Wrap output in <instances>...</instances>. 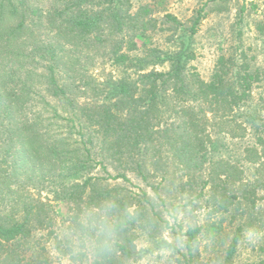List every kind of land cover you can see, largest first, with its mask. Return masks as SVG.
<instances>
[{"label": "trees", "instance_id": "trees-1", "mask_svg": "<svg viewBox=\"0 0 264 264\" xmlns=\"http://www.w3.org/2000/svg\"><path fill=\"white\" fill-rule=\"evenodd\" d=\"M204 10L188 28L185 48L173 54L149 48L133 58L128 53L137 51L136 39L157 30L148 6L133 11L129 0H0V264H22L14 245L55 227L50 200L33 194L48 186L54 200L68 205L76 231L86 212L117 205L113 215L126 223L110 253L93 249V264L135 260L140 233L158 239L162 227L148 195L132 196L106 182L128 181L129 172L144 181L158 178L169 153L187 176L180 181L182 191L193 189L213 145V121L234 116L258 80L233 58L221 57L209 81L189 67ZM165 20L179 30L176 17ZM257 31L264 36V15ZM107 58L125 66L135 61L141 70L169 63L170 70L141 73L129 84L101 81L94 68ZM228 120L221 132L241 136L236 132H244L243 125L233 127ZM98 165L106 178L92 175ZM218 177L229 181L227 173ZM221 190L215 191L213 213L228 212L236 199ZM202 230L186 232L190 249ZM239 238L224 264H232ZM156 247L174 245L160 239Z\"/></svg>", "mask_w": 264, "mask_h": 264}, {"label": "rangeland", "instance_id": "rangeland-1", "mask_svg": "<svg viewBox=\"0 0 264 264\" xmlns=\"http://www.w3.org/2000/svg\"><path fill=\"white\" fill-rule=\"evenodd\" d=\"M129 3L133 11L148 6L157 21V30L136 39L138 49L128 53L131 57L139 58L149 48H157L166 54L185 48L192 20L199 10L205 9V18L191 44L196 58L189 67L209 81L221 57L233 58L240 68L248 67L250 73L258 75V80L253 83L245 104L227 119L233 127L243 125L244 132L242 128L236 132L241 136L221 132L220 124L226 119L213 121V145L202 175L194 179L193 189L186 186L182 191L180 181L185 182L187 176L169 153L164 156L165 172L158 178L144 181L136 173L129 172L128 181L109 179L106 182L132 196L146 193L154 217L159 218L162 227L158 239L140 233L135 260L124 264H137L141 257L158 253L161 249H157L156 243L160 239L174 247L168 248L170 254L166 258L155 256L156 264H224L227 249L237 234L240 238L232 264H264V36L257 31V24L263 20L264 0H129ZM168 14L181 22L179 30H173V24L166 23ZM139 67L135 61L125 66L107 58L94 68V74L101 81L114 79L129 84L141 73L170 70L169 63L145 66L144 70ZM108 170L112 176L116 175L110 167ZM221 173H227L229 181L223 183L218 177ZM92 175L107 177L100 165ZM208 180L213 183L204 186ZM152 186L158 187L159 191ZM222 188L236 199L232 198L234 204L228 212L213 213L211 204L217 194L215 191L222 192ZM201 192L202 196H198ZM33 194L36 198L50 200V206L56 212V224L53 229L37 232L30 239L14 245L21 263L93 264L94 248H84L76 243L77 231L71 223L68 205L54 200L49 186L46 190L40 189L39 193L34 190ZM195 227L203 230L190 249L186 232ZM250 230L255 231L254 236L248 235Z\"/></svg>", "mask_w": 264, "mask_h": 264}, {"label": "clouds", "instance_id": "clouds-1", "mask_svg": "<svg viewBox=\"0 0 264 264\" xmlns=\"http://www.w3.org/2000/svg\"><path fill=\"white\" fill-rule=\"evenodd\" d=\"M116 208L117 205L111 202L98 210L86 212L77 226L76 243L84 248L92 247L101 255L110 253L113 250L118 228L126 223L125 219L113 215ZM248 235L254 236L255 231L250 230ZM169 254V249H161L151 256L141 257L137 264H156L155 256L166 258Z\"/></svg>", "mask_w": 264, "mask_h": 264}]
</instances>
